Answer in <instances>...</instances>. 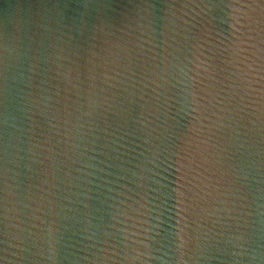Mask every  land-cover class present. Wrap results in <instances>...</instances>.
<instances>
[{
	"label": "water",
	"instance_id": "water-1",
	"mask_svg": "<svg viewBox=\"0 0 264 264\" xmlns=\"http://www.w3.org/2000/svg\"><path fill=\"white\" fill-rule=\"evenodd\" d=\"M0 264H264V0H0Z\"/></svg>",
	"mask_w": 264,
	"mask_h": 264
}]
</instances>
